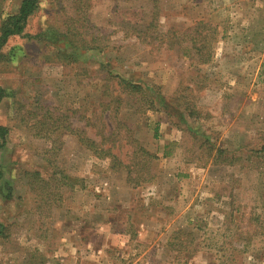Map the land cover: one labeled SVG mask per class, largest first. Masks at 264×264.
Returning a JSON list of instances; mask_svg holds the SVG:
<instances>
[{
    "label": "rangeland",
    "instance_id": "1",
    "mask_svg": "<svg viewBox=\"0 0 264 264\" xmlns=\"http://www.w3.org/2000/svg\"><path fill=\"white\" fill-rule=\"evenodd\" d=\"M74 3L41 0L0 50V264H264V0ZM69 31L102 49L61 60Z\"/></svg>",
    "mask_w": 264,
    "mask_h": 264
},
{
    "label": "trees",
    "instance_id": "2",
    "mask_svg": "<svg viewBox=\"0 0 264 264\" xmlns=\"http://www.w3.org/2000/svg\"><path fill=\"white\" fill-rule=\"evenodd\" d=\"M89 1L90 0H75L74 4H77V9H76L77 21L85 20L84 14L88 6H90ZM113 1L124 2V3L132 4V5L138 4L141 2L148 3L150 4V7H152L154 15L157 19L156 12L159 9L160 0H113ZM40 3H41V0H22L19 10L16 14L9 15L6 18L1 16L3 23L1 24V27H0V30H1L0 50L6 44V41L8 40L9 37L23 34L30 17H32L39 10ZM153 23H154V20L149 25L148 30L151 29V26L153 25ZM84 33L86 35L88 34L87 32H84ZM84 33L82 31H77V33H74L75 35H72V32L69 31V33L67 32L66 35L63 34V36L55 34L54 35L55 40L52 39L53 42L61 43L67 40L68 46H66V49L68 47L71 49L68 55L63 54L61 50V51H58L57 56L61 60L68 59V60L78 63L81 52L92 51L95 49H99V50L102 49L97 39H95L94 37L86 38ZM146 34L148 33H145V35ZM159 35L162 37V40L163 39L166 40L167 46L169 48H172L174 46L173 44H177L175 42L173 43L174 36L175 38L177 37L179 38L178 33L172 30H169L167 33H159ZM172 36H173V39H172ZM62 38H64V40ZM181 40L182 39H180V42L179 41H176V42H178V44H181L182 42ZM200 50H201L200 48L197 49V52L200 53ZM63 52L66 53V51H63ZM200 61L201 63H207L209 59H205L204 56L201 54ZM119 85L121 86L122 89H124L123 91H128L129 95H140L141 96V101L143 102V108H144L143 110L145 109L151 110V111L153 110L156 112H160L162 110L158 107L157 101H155V99L154 100L152 99L151 97L152 94L148 92V90L153 91L151 87L145 88L139 84L133 83L132 80L129 81L126 79H121ZM3 96H4V89L0 87V100L3 98ZM5 131L6 130L3 127H0V137L3 140V143L0 145V147L4 146L5 144ZM80 132L82 131L77 130V137H78L79 143H81L82 145H86L90 150L93 151L95 156L99 158L113 157V159H115V156L111 154L110 151H106V152L99 151V149L96 147L97 144L94 143V141L88 140L84 142L85 138L82 136ZM114 134L115 133H113V135ZM137 147L138 149L140 148V152L142 153L144 157V159L142 158L141 162L138 163L139 165L138 171H142V170H145V168L148 166V164L150 163V160L152 159L155 160L158 157L157 155L152 154L147 150H144L138 144H137ZM214 150L216 151V154L214 155V162L226 164L228 162V156L225 150L223 149L216 150L215 146L211 145V146H208V149H207L208 155L211 156ZM256 153L258 154V156L264 159V146L261 149L257 150ZM169 154L170 153H165L164 156H168ZM130 172H133V170L132 171L129 170V173ZM137 179L139 180L140 177ZM181 233L183 234L184 232L180 231L177 233V235H181ZM181 247H186V245H183V243H180V248ZM176 259L177 261H175L174 264H189L187 258L179 259V257H177Z\"/></svg>",
    "mask_w": 264,
    "mask_h": 264
},
{
    "label": "crops",
    "instance_id": "3",
    "mask_svg": "<svg viewBox=\"0 0 264 264\" xmlns=\"http://www.w3.org/2000/svg\"><path fill=\"white\" fill-rule=\"evenodd\" d=\"M71 261V262H70ZM68 264H73L72 260H69V262H67ZM75 264H77V262H75Z\"/></svg>",
    "mask_w": 264,
    "mask_h": 264
}]
</instances>
